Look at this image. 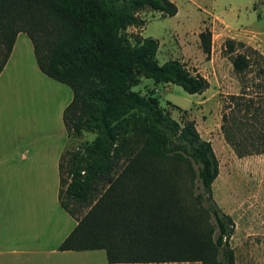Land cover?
I'll use <instances>...</instances> for the list:
<instances>
[{"label": "trees", "instance_id": "16d2710c", "mask_svg": "<svg viewBox=\"0 0 264 264\" xmlns=\"http://www.w3.org/2000/svg\"><path fill=\"white\" fill-rule=\"evenodd\" d=\"M144 11L172 17L178 8L171 0H0V72L25 33L40 71L72 89L62 113L68 134H94L60 156L58 200L77 223L58 248L102 249L109 263L234 264V222L213 198L211 141L153 91L132 89L145 77L200 94L209 81L179 59L159 64L156 38L126 32L145 24ZM199 38L209 55L210 30ZM242 47L223 43L243 82L254 65L264 74V55ZM244 124L249 136H239ZM221 131L237 156L263 152L264 98L230 94Z\"/></svg>", "mask_w": 264, "mask_h": 264}, {"label": "rangeland", "instance_id": "374dc122", "mask_svg": "<svg viewBox=\"0 0 264 264\" xmlns=\"http://www.w3.org/2000/svg\"><path fill=\"white\" fill-rule=\"evenodd\" d=\"M171 1L178 8L174 16L140 12L145 24L130 26L126 32L156 38L159 64L179 59L192 72L205 76L209 87L200 94H189L176 84H155L141 77L132 89L142 95L153 91L173 118L193 121L201 137L211 141L219 164L212 183L213 198L220 211L229 214L234 222L229 240L234 264H264V151L239 157L221 131L224 103L230 94L242 91L245 98H264V74L256 75L257 66L242 82L223 52L224 40L230 37L242 42L240 50L250 47L264 55V0ZM205 29L211 32L209 55L199 38ZM18 34L11 59L0 77V152L28 158L22 162L24 169L31 164L30 175L22 174L21 190L14 191L20 202L13 209L15 215L20 210L24 216L28 207L25 201L30 199L32 249H41L60 243L75 226V220L58 203L59 175L53 164L61 152L90 141L94 134H68L62 113L71 101L72 89L39 70L30 39L23 32ZM251 128L242 125L239 136H249ZM29 176L30 190L24 185ZM80 254H85L84 264H109L104 250Z\"/></svg>", "mask_w": 264, "mask_h": 264}, {"label": "crops", "instance_id": "0c3cea01", "mask_svg": "<svg viewBox=\"0 0 264 264\" xmlns=\"http://www.w3.org/2000/svg\"><path fill=\"white\" fill-rule=\"evenodd\" d=\"M15 43L16 42H14L12 51L4 68L0 72V77L3 75L11 59V56L14 51ZM18 156L19 157H15L14 153L12 152H4V153L0 152V264H84L85 254H80V253L85 251H92V250L76 251V250H60L58 248L60 243L66 238V236L70 232L66 234L65 237L61 240V242L55 246L44 247L41 249L39 248L32 249V218L30 213V199L25 201L28 207L25 208L24 210L25 211L24 216L21 215L20 210H18V214L15 215L13 209L19 200L15 198L14 191L21 190L23 186L22 174L29 173L30 175L32 169L30 163H28L27 168L25 169L22 168L25 165L22 164V162L27 161L28 158L25 159L21 155ZM60 156L58 160L55 161L53 164L55 168H57L58 170V175H59ZM24 185L25 188L30 190V176L29 179L27 180V183L25 182ZM59 188H60V177H59V185L57 190V199H58ZM76 223L77 221L75 220V225ZM93 250H99V249H93ZM168 263H176V262L124 263V264H168ZM109 264H123V263H109Z\"/></svg>", "mask_w": 264, "mask_h": 264}]
</instances>
